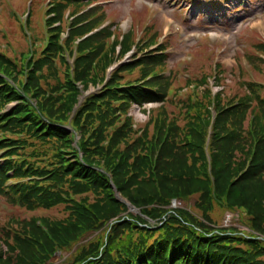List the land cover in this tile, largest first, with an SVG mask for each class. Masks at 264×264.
I'll return each instance as SVG.
<instances>
[{"label": "trees", "instance_id": "trees-1", "mask_svg": "<svg viewBox=\"0 0 264 264\" xmlns=\"http://www.w3.org/2000/svg\"><path fill=\"white\" fill-rule=\"evenodd\" d=\"M87 4L56 0L52 13L57 18L52 20L60 21L70 6ZM92 10L72 23L65 42L48 38V47L19 73L23 79L17 75L16 64L0 55V194L31 211L59 203L62 190L95 198L91 204L78 203L76 214L62 221L33 219L19 232L3 231L0 241L7 252L0 248V264H48L57 251H71L86 234L98 232L64 264H264L263 241L206 226L211 210L218 206L245 212L250 228L264 235V86L248 82L249 98L237 104H221L216 97L214 122L207 109L208 118L195 117L182 136L171 122L157 119L151 137L144 134L131 141L134 131L126 117L130 105L160 103L165 94L157 81L121 84L113 76L75 115V131L84 129V120L94 132L92 141L83 140L75 148L73 135L64 126L81 95L76 83L88 87L90 61L97 48L92 42L113 30L107 26L79 44L75 79H71L65 45L98 28L103 16L97 7ZM114 41L112 51L121 42ZM109 57L101 60L102 68ZM165 58L166 53L159 50L145 63L165 65ZM58 62L67 67V81L56 73ZM48 76H53L54 84ZM59 92L61 97H52ZM253 102L256 105L250 110ZM95 121L100 126L93 130ZM115 124L119 126L108 139L105 129ZM106 138L111 142L107 148L103 146ZM60 140L66 153L52 155V150L58 152ZM119 140L126 150L112 148ZM68 154L73 157L67 159ZM115 189L142 209L139 216H121L127 204L117 199ZM195 195L203 222L186 210L166 209L172 200L185 201ZM155 219L160 225L149 223Z\"/></svg>", "mask_w": 264, "mask_h": 264}, {"label": "rangeland", "instance_id": "rangeland-1", "mask_svg": "<svg viewBox=\"0 0 264 264\" xmlns=\"http://www.w3.org/2000/svg\"><path fill=\"white\" fill-rule=\"evenodd\" d=\"M54 1L56 0H0V55L16 64L17 75L23 79L24 75L19 73L27 70L29 62L38 58L41 50L48 47V38L65 42L72 23L85 12L89 16L88 11L95 12L92 8L97 7L99 15L103 16L97 23L98 28L65 45V59L71 65L70 78L75 79L74 62L78 58L79 44L104 26H112L113 30L109 35L99 38V41L95 40L97 43L92 42L97 48L90 61L88 79L91 82L88 87L85 88L80 82L76 83L81 95L73 105L69 120L64 126L73 135L71 145L75 148L83 140L92 141L94 135L84 120V129L75 131L72 125L75 115L89 96L100 94L113 81V76L115 80L120 79L121 84L135 80L157 81V87L165 94L160 103L130 105L126 117L130 119L134 131L131 141L144 134L151 137L157 119L171 122L170 125L177 127L178 135L182 136L195 117L200 115L203 119L208 118L207 109L211 111L214 122L217 112L213 103L217 98L221 104H237L241 99L249 98L248 82L264 86V0H238L232 5L227 0L228 9L224 7L226 0H201L202 3L198 0L191 3V0L187 4H183V0H82L88 4L70 6L60 15V21L52 20L57 18L52 13ZM194 2L199 7L195 8ZM211 12L215 14L211 15ZM53 28L56 29L51 31ZM115 39L121 42L112 51ZM260 45L262 46L258 48ZM159 50L166 53L165 65H147V59L155 57ZM105 55L110 57L102 68ZM252 58L254 61L250 62ZM87 66L86 64L85 67ZM66 70L67 67L58 62L56 73L63 81ZM45 73L48 74V71ZM47 79L49 83H55L53 76H48ZM41 84L48 87L42 79ZM59 94L61 92L52 94V97L59 98ZM263 94L264 89L261 91V95ZM14 105H9L8 109ZM255 105L253 102L250 110ZM99 126L100 122L95 121L93 130ZM118 126L115 124L105 129L108 139ZM107 138L103 142L105 148L111 143ZM61 142L57 141L58 152L54 149L51 151L52 155L66 153L61 150ZM112 148L126 150L125 144L120 140ZM79 156L82 157V153ZM71 157V154L66 156L67 159ZM59 193L62 194L59 203L48 209L35 211L13 205L0 194V239L4 237L3 231L10 229L12 233L19 232L22 226L33 219L62 221L76 214L74 211L79 206L78 203L91 204L95 201L92 194L65 190ZM115 195L118 200L127 204V210L121 216L140 215L141 208L132 205L117 190ZM198 200V195L185 201L172 200L166 209L169 212L186 210L202 221L203 212L197 208ZM210 219L211 222L206 226L215 231L231 230L237 233L235 236L246 235L264 242V235L250 228V219L245 212H232L215 206L210 212ZM149 223L153 226L160 225L159 219L150 220ZM98 233L86 234L71 251H57L48 264H59L65 260L62 264L66 263L80 244L92 240ZM0 248L7 252L1 241Z\"/></svg>", "mask_w": 264, "mask_h": 264}, {"label": "water", "instance_id": "water-1", "mask_svg": "<svg viewBox=\"0 0 264 264\" xmlns=\"http://www.w3.org/2000/svg\"><path fill=\"white\" fill-rule=\"evenodd\" d=\"M131 208H134L133 206H131L130 204H128Z\"/></svg>", "mask_w": 264, "mask_h": 264}, {"label": "bare ground", "instance_id": "bare-ground-1", "mask_svg": "<svg viewBox=\"0 0 264 264\" xmlns=\"http://www.w3.org/2000/svg\"><path fill=\"white\" fill-rule=\"evenodd\" d=\"M141 15V14H140ZM145 16H146V14H145ZM204 62H205V60H204ZM202 63V62H201ZM205 65V64H204Z\"/></svg>", "mask_w": 264, "mask_h": 264}]
</instances>
